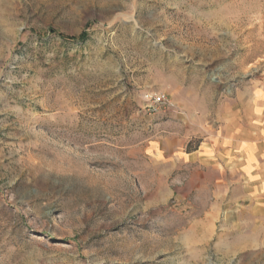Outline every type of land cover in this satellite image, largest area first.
Returning <instances> with one entry per match:
<instances>
[{"label": "rangeland", "instance_id": "rangeland-1", "mask_svg": "<svg viewBox=\"0 0 264 264\" xmlns=\"http://www.w3.org/2000/svg\"><path fill=\"white\" fill-rule=\"evenodd\" d=\"M0 264H264V0H0Z\"/></svg>", "mask_w": 264, "mask_h": 264}, {"label": "crops", "instance_id": "crops-1", "mask_svg": "<svg viewBox=\"0 0 264 264\" xmlns=\"http://www.w3.org/2000/svg\"><path fill=\"white\" fill-rule=\"evenodd\" d=\"M251 136L250 132H240L217 136L215 139L208 141L209 149L205 148L206 154H212L214 157L217 153L234 155L235 160L230 164L244 177L252 176L256 172V162L263 156L262 150L258 147Z\"/></svg>", "mask_w": 264, "mask_h": 264}, {"label": "built area", "instance_id": "built-area-1", "mask_svg": "<svg viewBox=\"0 0 264 264\" xmlns=\"http://www.w3.org/2000/svg\"><path fill=\"white\" fill-rule=\"evenodd\" d=\"M162 101H163V100H162L161 97H158V98L155 100L156 103H161Z\"/></svg>", "mask_w": 264, "mask_h": 264}, {"label": "trees", "instance_id": "trees-1", "mask_svg": "<svg viewBox=\"0 0 264 264\" xmlns=\"http://www.w3.org/2000/svg\"><path fill=\"white\" fill-rule=\"evenodd\" d=\"M85 36H86L85 34H81V35L79 36V38L84 39Z\"/></svg>", "mask_w": 264, "mask_h": 264}]
</instances>
